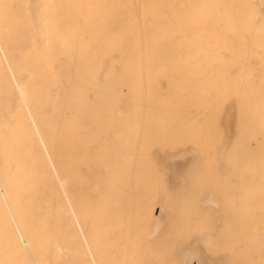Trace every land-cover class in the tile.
<instances>
[{"label":"bare ground","instance_id":"obj_1","mask_svg":"<svg viewBox=\"0 0 264 264\" xmlns=\"http://www.w3.org/2000/svg\"><path fill=\"white\" fill-rule=\"evenodd\" d=\"M81 66L89 67L84 69V72L87 74L85 73L83 74L82 71H80V73H82L81 77L83 79L81 80L86 81L88 79L89 82L88 85L92 87L90 88L92 90V96L97 100V101L94 100L95 105L93 104V106L95 107L94 110H91L92 113H94L93 119H95L96 122H94L95 120H92L93 114H91L90 111L88 113L90 114L91 118L88 115L89 117V118L87 117L88 123L94 122L95 126H97L96 127L97 130L100 129L104 130L103 127H105L106 131H103L102 136L104 134H106L105 136L109 135L106 139V141L108 140V143L113 141L115 139L114 138L115 136L111 133L112 131H110V129L107 130L108 129L107 127L109 125L111 126L114 117H111L112 115H108V117L110 118L109 122L111 123L109 124V122H105L109 118L107 117L106 119L105 117V114L107 112L104 115H102L104 113L103 110L104 111L107 110V109L102 110V108H107L108 105L106 103H104L103 105L101 101L104 100L105 102L109 99L110 100L115 99L116 101L122 100V102L116 103L115 107L113 105L111 106L113 108V111H116V109H118V115L120 111L121 112L123 111L121 116L123 115L124 118L122 120L120 119V116L119 118L116 117L118 116L116 114L117 112L114 113L116 114L115 118L119 119L118 120L119 122L117 121V123L123 122L124 126H121L122 127L121 128L120 125H118V127L116 128L114 126H117V123H114V126L113 124L111 126L114 129H112L111 127L110 128L114 131L113 133L117 132L116 134H118V128H121L119 129L120 131L119 135L121 134V131L124 129L127 136L131 138L134 137L138 138V142L136 143H134V141L132 142L135 145L126 141L127 145L129 143V145L131 144V146H134V148L135 146H138L136 147L138 148L137 149L138 152L131 151V154L127 153L128 155H131V159L134 158L133 160H135L136 158H138L137 155H139L140 157L143 155L139 153V145H140V149L146 147L148 148V149L146 148V150L147 151L149 150L148 152L152 153V157L154 158V159L152 158L153 160L160 159V161L164 163V164L162 163V165H168V167L170 166L173 170L172 172H170V174L172 173L171 179L173 182L172 181L171 182L173 184L172 183L171 184L173 187L178 188L184 185L187 179L193 176V175L191 176L190 174H194L196 178L193 176L192 178H190L191 180H188L186 182L187 184L193 181L192 179H194L195 180L193 181L194 183L192 182L191 183L196 186L198 185V187H196L195 189L198 190L199 188H203V186L207 187L208 185H205L206 183H203L202 181H205L208 184V181L206 180L208 176H210L212 169H213L212 172L214 174L216 173L215 175H217V178L213 179L215 180V183L213 182L212 179L210 180L212 182V183L210 182L212 184V185L210 184L211 189L216 187L217 185L216 183L218 181H221L222 183V178L218 179L219 177L218 174L223 175L224 173H231L232 172L231 169H233L232 167L233 162L231 163V166H229L230 161L228 158H231L232 156L224 160L225 162L220 160L226 156V153L229 156L235 154L234 150L236 151L238 147L236 146L237 143L235 144L236 149H234L235 147L232 149L230 148L233 151V154L228 153L227 150L229 147L233 146V143L237 140V137L245 132L244 128L246 126L248 127V124H250L248 123V120H250L251 126L249 125L250 127L248 128L246 127L247 129L246 131L252 132V134L250 133L251 138L249 140H252L250 142H255L257 145H259L264 141V0H0V264H64L66 263L65 260L68 259L66 257H69L70 254L69 249L72 251L71 248H73V250L77 248L76 250H74V252H76L77 258L81 260L82 263L84 262V260L86 261L87 259V261L89 260L90 264H102L101 261L104 259L105 261L104 264H107L106 259L108 257L109 259H107V261L109 264L111 260L113 261V259H111L110 257H114L113 253L116 254L114 251L111 252L110 248L113 245L110 246V248L108 245V248L112 253L110 254L112 256L109 255L110 256L109 257L107 254L104 253L107 251L105 250V247L107 248L108 242L106 239L108 237L104 239L106 241L105 243L104 240L101 241L103 242L102 243L103 246L105 245L104 249H101L100 251L95 249L96 252H94L95 245L96 247L99 246V244L95 242H98V240H100V237L98 233V237L94 239L95 237L94 234L97 235V231L96 228L94 229L93 227H95V225L99 223V221L96 224H93V221L96 222L97 220H100L102 217H106L105 218L106 220L104 218H103L104 220L102 219L101 220L103 222L106 221V224L105 223L104 224L106 225L107 229L106 228L104 229L103 227H105V225L103 226L102 223L100 222V226H102L103 228L101 230L103 231V235H104L105 234L104 230H106L107 232V230L110 229V227L112 226L109 225L111 224L110 222L111 220H109V224L107 223V218H108L107 216L109 217L111 216L108 219H111L113 215L115 216L114 213L115 209H111L114 211L112 212V214L113 213L114 214L111 215L109 213L111 212L110 209L105 210V207H103L101 203L103 202V199L101 201L99 200L101 199L100 196L101 192L99 194L96 193V191L99 189L98 187L99 182L96 183V185L94 182L96 178L98 180H101L98 177L100 175L102 176L103 171H100L101 173L98 172V174L100 175H97V172H94V174L96 173L95 176L96 178L92 177V179H94L93 182L91 178H89L90 180L88 181H91L90 183H94L93 187L92 184L90 185L89 182L87 181L88 179V176H86L87 172L84 173L81 171L82 174H85V176H82V174L80 173L81 177H78L79 174H77V171L78 173L80 171L79 168L83 167L82 170L85 169L84 165H86L85 164L86 162L84 163L85 158L83 159L82 157L84 156L86 157L87 155L85 151L82 152L85 153V155H83L81 152H80L81 154L79 152L77 153L78 151L77 147L79 146L80 143L77 144L76 142L80 140L79 138H81L80 136L83 134L84 131L81 130L82 132H78L81 134H78L77 132H75L76 130L73 127L74 121H77L75 120L76 112L73 110L74 108L73 100L75 99L76 95L80 93L77 88L76 78L79 73L78 70ZM87 69H89L88 72H86ZM216 77L218 78V82L221 81L220 85L217 83V81H214L216 80ZM162 82L164 83V85L167 86L165 88L166 90L161 88ZM213 83L214 85L218 84L219 86L217 85L218 87H215ZM235 83L239 84L238 86L241 85L239 89L238 87H236L237 84L236 86L234 85ZM232 85H234L237 90H235L234 86ZM242 85L244 86V89L241 88L243 87ZM81 86L82 85L80 82V87ZM230 86L233 87L234 90L229 88ZM246 86L247 89L245 90ZM168 90H170L169 92L170 95L168 94V97L166 96V101L163 104L161 98L163 97L164 98L163 100H165L164 97L165 91ZM244 93L246 95H243ZM169 98L174 99V101H176L177 98L179 100V103L184 102L181 103L182 105H186V103H188L186 101L191 100V103H193L192 104L193 108L191 106L190 107L191 109L196 110L195 112L196 114H198V112L201 113V110L199 111V108L201 109V106L204 108L208 103L209 104L204 109L202 108L203 111H205L206 108L207 109L210 108V110H213L215 108L216 109L220 108V111L223 113V121L221 123L224 124L222 128L225 130V137L221 139V142L219 141V139L216 140L215 137L216 135L215 136L213 135L215 132L212 130V132L214 133H211V135L215 139V141L213 139L212 141L213 143H212L210 141L211 137L208 136L210 134L208 133L207 136L205 134L207 129L204 130L205 132H203V129L202 130L200 129L199 131L198 128L197 130V124L199 123L198 120L203 121L205 123L206 121L211 122V120L209 119L212 118L211 116L214 110L213 112L212 111L209 112L207 110L208 113H206V115H203L205 114V112L203 113L202 111L203 114L201 115L199 114L200 116L197 118H196L197 115L195 117L193 116V114H195L193 112L192 114V117L194 118L193 119L191 116L188 115L192 110L190 109L189 112V110L186 109L184 111L188 110V114L187 115L183 114V115L192 118V119L186 118L189 121L191 120L190 122L189 121L187 122L186 119H181L184 118V116L180 117L182 115L179 116V113H177L179 112L178 110L182 108V107L179 108L180 104L176 102L177 105L175 104L176 106H173L172 104L175 102H173V100H170ZM192 100L194 101L192 102ZM116 101H113L112 104H114V102ZM201 102L203 103L201 104ZM121 103L124 105V108L123 106L121 107L122 105ZM166 103H170L171 105L169 104L170 105L169 106ZM198 103H200L201 106ZM204 103L207 104L204 105ZM116 105L119 107H117ZM164 105L166 106V108L168 106L169 109L172 108V111L171 109L169 110L168 108H167L168 110H166V108H164L165 107ZM161 106L163 107V110H165L164 111L165 113L171 111L170 114L168 115L166 114L167 117H169L168 119L165 117L166 115L164 112L161 113L163 111L162 109H161L162 111H157ZM173 107L175 108L178 107V108L176 110ZM121 108H123V110H121ZM84 110L85 109H83V111ZM175 110L177 111L176 112L177 114L176 113L175 114L178 115L179 117V118L175 117L176 119H178L177 122L176 119L173 118V116H171L174 115L173 111L175 112ZM184 111L182 110L180 114L184 113ZM79 113H81V111ZM245 114L249 115L250 119H248L247 115L245 117ZM81 116L82 115L78 117L79 118L84 117ZM158 116L163 120H165V118L169 120L170 117H172L171 120H174L176 123H179L178 121H181L180 124L182 126L191 125L190 127L192 129L190 130V127L187 126H183V128L184 127H186V129L188 128L187 130L183 128L181 129L179 124L178 125L179 131H177V129L174 131V129L177 128V124L174 121H169L170 123H167V120H165V122L167 123L165 124L166 127L170 124H171L170 126L172 127L173 122L176 124V127H174L175 126L174 124L172 127L173 129H171L172 131L170 130V132H172L173 133L172 135L174 136L171 135V137L169 136V138L173 139L174 140L173 142V140H170L167 137V135L171 134L168 132L169 128L167 127L168 130H166L167 128L164 127L165 125L161 126L163 120H161L162 122H160V119L158 121L159 118ZM208 116H210V118ZM240 117L241 118L244 117L248 119L246 121L247 125L244 124L245 126H242L243 122L246 119H244V121L242 120L239 121ZM97 118L98 120L100 118L101 120L99 121H101L102 123L105 122V124L102 123L99 124ZM195 118L198 119L197 120L198 123L197 124L191 123L192 120H194L193 122H196ZM89 119H91L92 121L90 122ZM80 120H83V122H81L83 124L84 119H79V122ZM182 120L186 122H182ZM158 122L160 123L158 124ZM232 122H234L235 126L232 124ZM240 122H242L241 123L242 125L240 124ZM96 123H98L99 125L98 124L96 125ZM154 124H156V127L157 124L158 125L161 124L160 125L161 127L160 126L159 127L164 128V130L163 128L162 129L159 128L161 134L158 135L161 138H159V136L156 135L157 133L154 134V131L157 129L154 128L155 126L153 127ZM208 124L206 125L209 127ZM229 124H232V128H230L231 125L229 126ZM238 124H239V128L242 126L241 129L239 128L237 129ZM194 125L196 126V128L195 127L194 128L198 132L202 131V134L204 133V136H201L203 137L202 138L203 142L201 143L199 142L201 139L199 136L202 134L199 133L198 135V138H200L199 141L198 138L195 137L197 135L195 132L192 133V135L195 134L194 136H191L189 134L192 131H196L195 129H193ZM200 125L201 123L198 124V127H200ZM79 126L78 129H80ZM90 126H92V123L90 124ZM203 126L204 127L202 128H205V125ZM81 128H83V126ZM91 128H89L90 129L89 131L91 133V136L93 135L92 137H94L96 133L102 132L101 130L97 132L95 131L96 129L93 130L95 128L94 126ZM151 128L153 129L152 131L153 134L151 132ZM251 128L252 130H250ZM159 129H157L158 133H159ZM210 129L211 128L209 127V132L211 131ZM229 129L230 130L232 129L233 133H230L231 131H229ZM184 130H186L187 132L190 130L191 132L189 131L186 134L184 133ZM162 131L164 132L166 131L169 134L167 133L166 135L165 133L164 136H162ZM238 131L240 132L242 131L243 133L239 132L240 133L239 134ZM108 132L111 133V136L112 135L113 136L111 137ZM180 132H182V134H180ZM90 133L89 135L87 134L88 135L87 137H91ZM133 133L138 135L132 137ZM175 133L181 137L179 136H178L179 138L176 137L177 135ZM78 135L80 136L78 137ZM98 135L100 136L101 134ZM119 135L118 137L123 141L122 136L124 134H121L122 138ZM183 135H188V136L190 135L191 138L189 137L187 139L186 137L188 136L183 137ZM75 137L76 139L77 138L78 139L76 140ZM103 137H101V139ZM162 137H165V139L168 140L167 143L170 140L169 143H171L170 144L171 146L172 145L174 146V143H176V145L178 143L179 146L185 144L180 146V147L183 146L185 147H183L182 150L179 149L180 147L177 148L178 150H180L177 153L166 155L167 151H165L166 153H164V150L166 148H162L163 151H160L162 150L160 149L161 146L157 147L156 145L158 144L159 146L160 144L161 145L165 144L164 146L165 147L167 146V143L165 142L166 140L164 141ZM172 137H176V138L174 139ZM192 137H195L198 142H196V139ZM101 139L100 140L98 138L95 139L96 145L99 147H100L99 143L102 144ZM120 139L119 141H116L117 143L119 142V144H121ZM159 139H162L164 142H162V140ZM240 139L242 140V136ZM158 141H160V144ZM83 142H85V139L83 140ZM189 142L190 143L193 142V144L191 143L193 146L191 144H190L191 146H189L188 144ZM72 144L74 145L77 144V145L74 146ZM111 144L113 143L111 142ZM186 144H188V146ZM80 145L81 146L79 148L81 149L82 144ZM71 146L75 148V150L77 149V151L71 148ZM105 146L108 147L109 145L106 143ZM116 146L118 145L116 144ZM262 146L264 145H261V148ZM83 147L85 148V146ZM107 147H105V149ZM110 147L108 148L111 149ZM129 147L130 146H128L129 151L130 149L134 150V148L132 147L129 148ZM259 147L260 146L256 147V149H258ZM64 148H67L68 151H66ZM88 148L93 152V149L90 146L87 147V149ZM154 148L156 149L158 148L160 150H156ZM169 148L167 149L168 152L171 151V150L169 151ZM261 148L258 149L260 150V153L264 151V149L263 151H261ZM57 149L58 151H56ZM177 149L175 147V150ZM61 150L63 152L65 151V153L62 152V155H59L61 153ZM73 150L74 153L78 154L77 156L75 154L76 157L74 156V154H72ZM143 150L144 152H146L145 149ZM143 150H141V152ZM231 150H229V152ZM251 150L253 151L252 147ZM106 152L108 153V149ZM132 152H134L133 153L134 155L136 153L139 154H136L135 155L136 158H135L134 155H132ZM253 153H252L253 156L255 155V157L257 156V158L260 156V153L255 154L254 151ZM144 154H147V152ZM72 155L74 158H72ZM81 155H83L81 158L84 161L82 159L81 160L83 161L82 164L84 163V165H80L81 167L77 168V166H79L78 164L80 163L78 156L80 158ZM262 155L263 154H261V156ZM65 158H69L66 159L68 160V162L66 160L65 161L62 160ZM71 158L72 159L77 158L78 161L76 159L71 160ZM92 158L95 159L96 157L92 156ZM92 158L90 157V164L95 162V166L96 163H98L97 166L99 167L100 165L99 163H101V161L97 160L96 162L93 160L94 162H91ZM251 158L253 159V157ZM263 160L261 159V161ZM216 161H220V162L218 163ZM227 161L229 163L228 165H226ZM250 161H252L253 163V160ZM263 162L261 164L262 166H264ZM223 163H226L224 164L225 166L222 165ZM88 165L85 166L86 169L90 168ZM126 166L128 167V165ZM214 166L216 167L218 166L217 169H214L216 168ZM227 167L231 172L228 171ZM251 168L252 166H250V169ZM100 169L101 168L97 170ZM246 169L247 168L244 169V172L247 173V176L244 173L243 174L245 176L244 178L246 177L248 178L249 175L248 174L249 170ZM258 169H257L258 170L257 173L260 171V168ZM214 170L216 171L214 172ZM87 171L88 173L90 172L89 170ZM250 174L252 175L253 173ZM258 174H257L258 177L261 176L260 174L259 175ZM261 174H263L264 177V172ZM213 175L211 176L212 178L215 176ZM251 175H249V180L252 179L253 177V176L251 177ZM186 176L188 178H186ZM84 178L87 181L86 183L84 182L85 181ZM256 178L257 177H255L254 175V179ZM254 179L250 180V183L253 185H255L254 183H252ZM80 180H83L84 183ZM213 183L214 185L216 184L215 187ZM86 184L91 186L94 193L97 194L96 197L100 196L99 199L97 198L100 201V204H98L99 202L98 203L96 202V205L97 204H98L97 206L102 205V207L104 208L102 209V211L100 210L101 209L100 207L93 205L95 203L93 201L94 197L92 200H90L91 201L90 203L92 204L88 203V201L87 203L89 205L86 204L85 199L89 198L90 196L88 197L84 196V192L88 191L87 194H89L90 192L93 193L92 190L89 191L86 189L89 188V186L85 187ZM103 184L104 183L99 184L100 187L102 186L101 189L103 188V186L105 187V184L104 185ZM95 186H97L98 188ZM210 187L208 186L207 188L208 191L201 189L200 192L198 191V193L196 194L197 196L195 195L196 198L200 199V203H201V205H199L200 207H202L203 205V209H204L205 206H210L208 207L209 212L206 211L208 210L206 208H205L206 210H202V209H198V211L193 210L196 213L188 209L186 210L187 213H183L182 216L180 214L179 218L177 217V221H179L178 219H180V217H183L184 215H186L189 219L191 217L190 216L191 213L192 215L195 214L193 215V218L191 217V223H192L195 216V221H193L192 223L194 224V226L190 223V219L189 220L186 219V216L180 219V220L186 219L184 221H187L188 224L190 223L187 229H183V227L179 224V222L178 224L174 223L176 222L175 220L176 218L173 217L174 216L173 214H171L172 216L169 215L167 217L168 213H174V211L171 208V204H169L170 202L169 201L166 202V199H164L161 196V194H159L161 196V197L159 196L160 198L157 197L153 200V202H151L153 204L147 202V200L149 201V199H146V202L145 200H141V204L137 207L138 208L137 213L133 212L132 216L134 213H136L138 217L137 222H139L138 224L141 223L143 225L142 227H145V225H147V229H149V226H151L152 229L149 232V230H146L145 227L143 233L145 231H148V233H145V235L142 236V233L141 234L139 233V230L141 231L142 227L141 228L138 227V233L140 235H138L137 233V236L139 237V239L138 237H135L133 234L130 235V237L133 236V238L131 237L130 239V237L128 238L126 233L125 235L127 236V239L123 238L124 236L120 238L124 240L117 239L116 241L115 239L112 240V238H110L112 240V241L110 240L111 241L110 243L113 244H114L113 241H115V243L119 241L120 244H123L121 243L123 241L126 242L125 248H123L122 245V247L119 248L118 250L119 252L121 249L120 251L121 257L122 254L125 255H123L122 258L120 257L119 254L115 256L121 258L119 259V261H117L118 262L117 264H146L148 260L147 256L153 253L151 252L153 249V245H151V243L155 244L153 242L155 238L157 239L161 233H162L161 234L162 237L164 236V234L171 235L175 232V230L178 231V233H180V229H179L180 226H181L180 228L186 231L182 233V229H181L180 235L182 234L184 238L187 237L186 234L184 233H187V231L191 232L189 229H192L194 230L193 236L189 237L190 235L189 234L186 239L189 238V240L192 241L190 239L192 238L196 242L199 241L197 242V244L204 243L205 245L207 242L205 247L208 246L209 248V246H211L214 241L212 239H217L219 237V239H217L218 241L217 242L214 241V242L217 243L218 248H223V245H225L226 243L221 244L219 243V241L221 240L225 241L229 231L230 234L232 233V235H235L233 234V232H231L232 229L231 225L233 224L232 222H230V220L228 219V215L226 214V211L228 210L225 209L223 210L220 206V204L224 202L222 198L224 197L223 192L225 194V190L222 192L218 191L221 190V188L218 189V185H217L214 191L216 189L217 190L215 192L210 193L209 191ZM79 188L86 189V190H82L84 191L83 195L80 193L82 191ZM94 188H97L95 189L96 191L94 190ZM176 190L178 189H175V191ZM197 190L195 191L197 192ZM202 191L203 193H201ZM216 192L217 194L218 192H220L219 195L222 194L223 197L216 195L215 194ZM254 193L252 192L251 194ZM80 194L82 195V197L81 196L79 197ZM87 194L85 193V195ZM155 194L153 197L156 196ZM192 194L194 193L192 192ZM101 195H104V193H102ZM219 197L221 198L220 200ZM257 198L259 199L258 196ZM257 198L255 197V199ZM162 200L165 201V203ZM263 201L264 200H262L260 203H262ZM216 204H218L220 208ZM86 205H88L87 208ZM114 205L112 206L109 204V206L115 208ZM214 205L219 208L217 209L218 211H223V212L219 213L217 212V210L213 211V208L215 209ZM92 206L93 207L96 206L97 209L100 208L98 210L99 211L98 213H101V215H104L103 211L105 212V214H107L106 213L107 211L109 215L100 216V214H96L94 210L92 211L93 215L91 214L89 215L88 211L93 208ZM258 207H261V209L259 208L260 210L258 209V211H261L262 208H264L262 207V205ZM85 208L88 209L86 210V212H85ZM137 208L135 207V209ZM250 208H253V206H251ZM97 209L95 210L97 211ZM254 209L255 211H257V208ZM254 209L252 210L253 213L255 212ZM205 211H206L205 214H207L206 217L205 215L200 214ZM262 211L264 212V209ZM83 212L85 213L82 214ZM119 212L120 211H116L118 215ZM197 212H199L200 214L198 218L204 216L205 217L204 219L207 223L208 220L206 219L212 218L210 217V215L212 216L213 214L211 212L217 214L218 217L220 214L221 216L220 218H222V216L225 217L227 215V218L225 217L227 219V220L225 219V222H227L228 225L229 224L231 225L225 226L226 225L225 222L223 221L224 223L222 224L221 223L222 220H220L219 223L222 224L221 225L222 230L220 229L221 231H219V228L216 227V226L220 227L219 226L220 224L216 222L218 218H213L210 220L213 222L215 221L214 230H211L212 226L209 227V225H207L205 221L204 223L207 225L208 228H204L203 226L206 225L202 226L201 223L197 222L198 221L196 216L198 215ZM253 213L252 214L249 213V215L251 214V216L249 217H253L255 215ZM97 215L99 216L98 218ZM90 216L91 217L93 216L92 219L94 220H92ZM120 216L121 215H119V218L114 219L113 227L114 226L116 227L117 224L119 227L120 225L119 223H121ZM255 218H256L255 220L257 221L258 219L257 222H260V225H262L264 222V213L263 215L261 214V216L259 215L258 217ZM117 219H118L117 222L119 223L116 222L117 224H115V220ZM129 220H131V218ZM169 220L171 221L170 223ZM184 221H181L182 224H187L184 223ZM133 222L136 221L134 220ZM127 223L129 225V222ZM168 223H169V227H168ZM198 223L200 225H198ZM245 223H246L245 227L248 228L249 230V227L251 226V224L249 225V223L251 222L249 221ZM112 224H113V220H112ZM173 224L174 226H172ZM211 224L213 225L212 222ZM176 225H179V227ZM242 225L243 224H241V226ZM247 225L249 227H247ZM90 226L91 227L93 226L92 230L90 229L91 228ZM133 226H136V224ZM170 226L172 227L171 228L172 230L170 229ZM235 226L233 227L234 229L233 231H236V229H238V227L235 228ZM255 227H258V225L256 224ZM184 228H186V225H184ZM243 228H241V230ZM162 229L164 231L167 229L168 232L170 231L172 232L171 234L164 233L163 231H161ZM205 229L206 230L209 229V232L208 230L205 231ZM251 229L252 227H250L249 231H252V235L255 234L257 235L255 236V238L257 237L256 238L257 241H253V242L249 241V238L250 240L252 239L251 237L252 235L250 236V233H248L249 235L246 236V237L250 236L246 238L247 240L242 239L245 236V234L243 233V237L240 234H238L239 232H243L240 229H239L240 231L238 230V233L236 231V235L234 236V238L232 237V240H230L231 239L230 237L232 235L227 236L229 238V239L227 238V240L229 241L227 242L228 246L229 243H231L230 246L233 245V250L229 253L232 254L234 248L236 250L237 249L236 247H239L240 243L244 245L246 243L245 241H247V244L249 242H251L250 244L252 243L254 244V242L260 241V243L262 244L261 241L264 240V227L259 228V230L256 233H253V229L252 230ZM90 230L92 231V234L91 232H89ZM93 230H95L94 231L95 233L93 232ZM120 230L121 229H119V232H121ZM133 230L134 227L132 231ZM244 231H246L247 233V230ZM108 232L106 233V235L108 234ZM113 232L114 231H112V233ZM116 232H118V230H116L114 233ZM134 232L136 234L137 231ZM159 232L160 234L157 235ZM216 233L217 235L220 236L215 238L214 234L216 235ZM117 234L118 233H116L115 235ZM90 235H93L94 237ZM106 235L104 237H106ZM109 235L110 234H108V236ZM178 235L176 237L178 238V241H180ZM182 235L180 236L181 239L183 238ZM140 236L142 237L143 241H139L141 239ZM223 236L224 238L220 239V237ZM164 237L163 238L159 237L162 239V241H160L159 244H161V242L163 243ZM176 237L175 239H177ZM207 237H208V241L212 242L211 245L210 243H208V241H205L207 240ZM209 237L210 238L214 237V238L209 239ZM134 238H135V242H133ZM235 238L236 239L241 238L240 239L241 241L239 240V242H237L238 239L235 240ZM128 239L129 241L131 240V242L128 243ZM145 239L147 243H149V241L150 242L152 241L151 243L148 244L150 246L142 243V242L146 243ZM137 240L139 241V245H137L138 244ZM173 240L174 239L172 240L170 239L168 242L165 241L167 242L166 245L169 246L167 247L170 250L166 249L167 247H165L166 245H164L165 242L162 244V246H164L167 251H171L170 246L172 245L170 244L174 242ZM233 240L237 242L239 246H236V243H233L234 242ZM66 241H69L70 244ZM170 241L172 242L169 243ZM182 241H180V243L177 245L181 247L182 246L181 244H183L184 242ZM155 242H156V246L154 247H157V245L159 244L157 241ZM188 242L189 241L187 240L186 242H184L182 246L183 248L181 247L182 249L180 247L179 249L178 246L175 245L180 253L175 252L174 250L175 246H172V251L174 250L173 252L174 256L176 253V256L179 257V258L177 257L179 263L175 262V264H238V263L240 264L241 262L240 260H242L239 259L240 261L239 262L238 260L235 259L237 258L236 256L235 258L233 257L231 258L230 256L233 255L231 254L229 255V253L228 254L226 253V255L222 257L221 256V252H223L221 251L222 249L220 250L221 252L219 251L218 253L217 249L209 248L211 250L213 249V251H210L209 253L210 256L214 255L215 252L216 254H218V256L219 255L221 256L220 259L212 258L213 260L211 261L204 256V252H206V248L205 249L203 248L204 246L200 247L201 244L199 246L198 245L196 246L194 244L195 242L192 244L193 246L192 245L188 246L189 245L187 244ZM260 243L259 242L258 244L256 243L257 245L254 247L258 248L259 246H262ZM77 244L79 245V249L77 247L78 246ZM220 244L222 245V247L219 246ZM184 245L188 246L189 248L184 247ZM74 246L76 247L74 248ZM103 246L101 248H103ZM130 246L131 248L129 249ZM132 246L137 248L139 246L140 251L137 248L132 249ZM149 247L151 250V251L149 250L150 252L148 251ZM251 247L249 248L247 247L248 248L247 251L250 249L251 251L250 250L249 251L252 252L253 249H251ZM263 247L260 248L261 250L259 251H262V249H264ZM143 248L146 249L144 250ZM158 248L155 249L156 252H158L157 251ZM200 248H202L204 251ZM208 248H207V253L209 252ZM228 248L229 247H227V249ZM240 248H242V246L239 247L237 251L238 250L241 251ZM114 249H116L117 251V248H113V250ZM124 249L125 250L127 249L126 253ZM159 249L161 250V248ZM227 249H223V250H225L226 252ZM155 250L153 249L154 254L156 253ZM166 250L161 252L164 255L166 252L167 255L169 252H167ZM97 251L99 252V254L102 252V254L105 255V256L100 255L103 258L101 261L99 260L100 257L97 258L96 257L97 255H95L96 253L98 254ZM139 252L143 254V256ZM144 252H145V256H144ZM212 252H214V254ZM60 253H62L61 257L64 255V253L65 254L69 253V254L68 256L67 254L64 255L63 257L66 256L65 259L61 260L59 256ZM173 253L170 254L172 259H173L172 257ZM163 254L162 256L164 257ZM246 254L247 255L249 254V256L254 255V251L252 254L247 252ZM256 254L259 255L258 253H255V255ZM153 255L149 256L148 262L151 261L150 259H152L150 257H154ZM155 255H157V253ZM240 255H242L241 252ZM243 256H245V254ZM249 256L247 257L249 258ZM157 257L154 258L153 262L156 264L158 262L161 263L159 259L160 257L158 259ZM263 258L264 257L261 258L260 256L258 258L259 260H262V262L260 261L261 264H263V260H264ZM59 259L61 261H59ZM166 259H168V257ZM253 259L255 260L254 256L252 257V261ZM87 261L84 263L88 264ZM166 261H170V260H166ZM175 261H177L176 257H175ZM113 262L116 263L115 261ZM244 262L246 264L251 263V261L249 263V260H247V258L246 259L243 258L241 264H245ZM173 263L174 262L172 263L169 262V264H173ZM252 263L258 264L259 261L257 262L256 259V263L255 261H253ZM163 264H165V262Z\"/></svg>","mask_w":264,"mask_h":264},{"label":"rangeland","instance_id":"obj_2","mask_svg":"<svg viewBox=\"0 0 264 264\" xmlns=\"http://www.w3.org/2000/svg\"><path fill=\"white\" fill-rule=\"evenodd\" d=\"M85 68H89V67H80L79 68V70H78V75H77V78H76V84H77V88H78V90H79V92L80 93H78L77 95H76V97H75V99L73 100L74 101V108H73V110L76 112L75 113V120H77V121H74V129L76 130L75 132H82V131H84L85 132V134H84V132H83V134L80 136V135H78V137L80 136L81 138H84L85 139V142H83V140L84 139H81V138H79L80 140H78V142H76L77 144L78 143H80V144H82V147H81V149L79 148L81 145L79 144V146L77 147L78 148V151H77V149L75 150V148H73L72 146H71V148H73L75 151H77V153L79 152H84L85 151V153H87V155H86V157L84 156V157H82L83 155H85V153H82L83 155H81L80 156V158H79V156H78V159H79V164H78V162H77V164L79 165V166H77V168H79V167H81L80 165H84V163L86 164V165H88L90 168H88V169H86V165H84V168L85 169H83L82 170V168H79V173H78V171H77V174H79L78 175V177H81L80 176V173L82 174V172H87V175L86 176H88V179H87V181L88 180H90L89 178H91V180H92V182L94 181V179H92V177H95L96 176V173L94 174V172H97V175H100V174H98V172H100V171H103V173H102V176L100 175L98 178H100L101 180H102V182H101V180H98L96 177V180H95V185H96V183H98V187H99V189L96 191L95 189H97L98 187L97 186H95V187H97V188H94V190L96 191V193L97 194H99L100 192V196H101V199H99L100 198V196L99 197H96L97 196V194L96 193H94V191H93V189L91 188V184H92V187H93V185H94V183H90L91 181H88L89 182V184L90 185H88V184H86L85 185V187H88L89 186V188H86L87 190H92L93 191V193H89V194H87V192L88 191H86V192H84V191H82V190H86V189H81V188H79V189H81V191L82 192H80L82 195H83V192H84V196H86V197H88V196H90L89 198H87V199H85V201H86V204H88V203H90L91 201L90 200H92L93 199V197H94V199H93V201L95 202L93 205H96V202L98 203V204H100V201L103 199V202H101L102 203V205H103V207H105V210L106 209H110V211L111 212H109L111 215H113L114 213H115V216L113 215L112 216V218L111 219H108V218H110L109 216H107V215H109L108 214V212L106 211V213L107 214H105V212L103 211V214L105 215V216H107L108 218H107V223L109 224V220H111L110 222H111V224H109L111 227H110V229H108L109 230V232H108V230H107V232H108V234H110L109 236H108V234L106 235V230H104V232H105V234L103 235V231L101 230V229H105L106 228V221L105 222H103L102 220H104L106 217H102L100 220H97L96 221V219H95V221L96 222H94L93 221V224H96L98 221H99V223H97L96 225H95V227H93L94 229L96 228V231H97V235L96 234H94L95 232V230H93V234L95 235V237L93 236V235H90V236H93L94 237V239L96 238V237H98V233H99V237H100V240H98V242H95V243H98L99 244V246H97L98 247V249H97V247H96V245H95V243H94V245H95V247H94V250L96 249V250H101V249H104V247H105V245L103 246V242H101V241H103L105 238H109V241H108V238L106 239L107 240V248L105 247V250H107L106 252H104L105 254H107L108 256L110 255V256H112L111 254V252H115L116 254H114L113 253V255H114V257H110L111 259H113V261H115L116 263H114L111 259V261L109 262V264H117L118 262L117 261H119V259H121L122 257H123V255H125V254H122V257H121V249H120V253L118 252V250H119V248H121L122 247V245H123V248H125V243L126 242H121V243H123V244H120V242L118 241V242H116L115 243V241H113L114 242V244L113 243H110L113 239H115L116 241H117V239H120V238H122V236H124L123 238H125V239H127V236H128V238L130 237V235H134L135 237H138L137 236V233H138V227L139 228H141L143 225L140 223V224H138L139 222H137L138 221V217H137V215H136V213H137V211H138V206L141 204V200H145V202H146V199H149V201L147 200V202L148 203H151V202H153V200L155 199V198H160L161 196L164 198V199H166V202L167 201H169L168 203L169 204H171V208H172V210L174 211V213H168V215H167V217L169 216V215H171V214H173L174 216L173 217H175L174 219L176 220V222H174L175 224L177 223L178 224V222H179V224L183 227V229H187L188 228V226L190 225V223H191V217L193 218V215H195V214H193L192 215V213L190 214V223L188 224L187 223V221H184V220H189L188 219V217L186 216V215H184V216H186V219H183V220H180V219H182V218H184V216L183 217H180V219H178L179 221H177V217L179 218V215L181 214V216H182V214L183 213H187V211L186 210H196V211H198V209H202V210H206V209H208V207H210V206H205V208L203 209V205H202V207H200L199 205H201V203H200V199H198V198H196L195 197V195L198 193V191L200 192V190L201 189H204V190H207V188H208V186L210 187V184L212 183L210 180L212 179H215V178H217V175H215L212 171H213V169H212V171H211V173H210V176H208V178H207V180L206 181H208V184H207V182H205V181H202L203 183H206L205 185H208L207 187L206 186H203V188H199L198 190L197 189H195L196 187H198V185L196 186V185H194V184H192V183H194L193 181H195L194 179H192L193 181H191L190 183H186L188 180H191L190 178H192L193 176H194V174H190L192 177H190L189 179H187V181L185 182V184L184 185H182L181 187H178V188H176V187H173L172 186V173L170 174V172H172L173 170H172V168L170 167H168V165H162V161H160V159H156V160H153L154 158L152 157V153H149L147 150H146V148H143V149H145V151L147 152V154H144V153H146V152H144V150L143 149H140V143L138 144L139 145V153L140 154H143L141 157L139 156V155H137L138 156V158H141V159H138V158H136V154H139V153H136L135 155L133 154L134 152H132V155H134V157L136 158L135 160H133V159H131V155H128L127 153H129V154H131V151H137L138 152V148H136V147H138V146H135V148H134V146H131V144H133V145H135L134 143H136V142H138V138H136V137H134V138H131V137H129V136H127L126 135V132L124 131V129L122 130L123 131V133H122V131H121V134H124L122 137H121V134L119 135V133H120V131H119V129H121L122 127L121 126H124V123L123 122H121V123H117V121L119 120V119H116L115 118V116H116V114L118 115V109H116V111H113V108H112V106L111 105H113L114 107H115V104L116 103H118V102H122V100H120V101H116L114 98V100H107V101H105L104 102V100H102L101 101V103L104 105V103H106L107 105H108V107L107 108H102V110L103 109H107L106 111H104L103 110V114L102 115H104L106 112V114H105V117H106V119H107V117H108V115H112L111 117H114V120H113V122H112V124H113V126H114V123H117V126H114V127H118V125H120V127L121 128H118V134H116L117 132H115V133H113L114 131L112 130V129H114L113 127H111L112 126V124H111V126L109 125H107L108 127V129L107 130H109L110 129V131H112L111 133L115 136L114 138L116 139H114L113 141H111L113 144H111V142H109L108 143V140L106 141V139H107V137L109 136L108 135V133L110 132H108L107 133V135L108 136H105L106 134H104L103 136L105 137H103L102 136V134H103V131H106L105 130V127H103L104 128V130L102 129H100L102 132H98V133H96L95 134V136L94 137H92L91 136V133H90V129L89 128H91V127H95L93 130H95L96 132L97 131H100V130H97V126H95V123L94 122H96V120L95 119H93L94 118V113H92V111L91 110H94V107L95 106H93V104L95 105V103H94V100H96L93 96H92V90L90 89V88H92L91 86H89L88 84H89V82H88V79L86 80V81H82L83 79H82V73L84 74L85 72H84V69ZM88 70L89 69H87L86 70V72H88ZM80 71H82V73H80ZM85 74H87V73H85ZM81 77V78H80ZM82 79V80H81ZM220 79V78H219ZM214 81H217V83L220 85L221 83V81L220 82H218V78L216 77V80H214ZM80 82H81V87H80ZM87 84V85H86ZM166 84V83H165ZM217 84V85H218ZM236 84L237 83H235L234 85L236 86ZM90 85H92V84H90ZM163 85V86H162ZM162 85H161V88H163V89H165L167 86L166 85H164V83L162 82ZM213 85H214V83H213ZM216 84L214 85L215 87H218ZM234 85H232V86H234ZM239 84H237V86L236 87H238V89H239V87L241 86H238ZM235 86H234V88H235ZM243 86V85H242ZM81 88H84V89H81ZM229 88H231L232 90H234L233 89V87H229ZM242 89H244V86L243 87H241ZM81 89V90H80ZM247 89V86L245 87V90ZM166 90V89H165ZM235 90H237L236 88H235ZM90 93H89V92ZM167 92V93H166ZM170 90H168V91H165V100H163L164 98L162 97L161 99H162V102H163V104L165 103V101H166V96L168 97V94L170 95ZM235 92V91H234ZM247 93V92H246ZM87 95V96H86ZM241 95V94H240ZM243 95H246L245 93L243 94ZM81 97V98H80ZM83 98H85V99H83ZM160 99V100H161ZM170 99V98H169ZM170 100H173V102H175V103H173L172 105L173 106H176L177 104H176V102L178 103V104H180V106H179V108L180 107H182L181 109H179L178 111L179 112H177L176 110H177V108L178 107H173V108H175L176 110H175V112L173 111V113H174V115H171V116H173V118H175V117H178V115H176L177 113H179V116L180 115H182V116H180V117H183L184 115L183 114H188V110H189V112H190V109H191V107H192V104L193 103H191V100H189V101H186V102H190L189 104L188 103H186V105H182L181 103H184V102H181V103H179V100L176 98V101H174V99H170ZM97 101V100H96ZM95 101V102H96ZM113 101H116V102H114V104H112V102ZM182 101V100H181ZM184 101V100H183ZM194 100H192V102H193ZM109 102V103H108ZM111 102V103H110ZM161 102V101H160ZM167 102H168V100H167ZM170 102V101H169ZM198 102V101H197ZM208 102V101H207ZM79 103V104H78ZM123 103H124V101H123ZM171 103H172V101H171ZM203 102H201V104H202ZM122 104V103H121ZM120 104V105H121ZM166 104H170V103H166ZM176 104V105H175ZM195 104V103H194ZM199 105H200V103H198ZM205 104H207V103H204V105ZM209 104V103H208ZM207 104V105H208ZM83 105V106H82ZM96 105H97V103H96ZM119 105V104H118ZM167 105V106H168ZM171 105V104H170ZM169 105V106H170ZM182 105V106H181ZM188 105H189V107H188ZM206 105V106H207ZM117 106V105H116ZM123 106V108H124V105L122 104L121 105V107ZM165 106V105H164ZM168 106V107H169ZM183 106H184V108H183ZM191 106V107H190ZM201 106V105H200ZM205 106V107H206ZM80 107V108H79ZM112 108V109H110V108ZM117 107H119V106H117ZM116 107V108H117ZM167 107V108H168ZM172 107V106H171ZM187 107V108H186ZM199 107V106H198ZM204 107V108H205ZM93 108V109H92ZM109 108V109H108ZM123 108H121V110H123ZM164 108H166V106L164 107ZM166 108V110H168ZM193 108V107H192ZM195 108V107H194ZM202 106H201V109L199 108V111L201 110V113H199L198 112V114H196L195 112H196V110L195 109H191L192 111L188 114L189 116H191L192 117V114H193V112L195 113V114H193V116L195 117L196 115V118L197 117H199L201 114H203L204 112H205V114H203V115H206V113H208V111L210 112V111H212L213 112V110H214V112H213V114H212V118H210V116H208L210 119L209 120H211V122H209V124H208V122L206 121V123L205 122H203V121H200V120H198V119H196L195 118V121L196 122H193L194 120H192V122L191 123H194V124H197L198 122L199 123H201V125H200V127H198V124H197V130H198V128H199V131H200V129L202 130L203 129V132H205L204 130L205 129H207V131L205 132V134H206V136H207V134L209 133L210 135H211V133H214L213 135L216 137V140L217 139H219V141L221 142V139L222 138H224L225 137V130L222 128V126L224 125L223 123H221L222 121H223V113L220 111V108L219 109H213V110H210V108H206L205 109V111H203L202 110ZM203 108V109H204ZM218 108V107H217ZM83 109H85L84 111H83ZM120 109V108H119ZM160 109V110H159ZM159 109L157 110V111H162L163 110V107L161 106V107H159ZM162 109V110H161ZM171 109V111H172V108H170ZM169 109V110H170ZM186 109H188L187 111H184V110H186ZM113 112H112V111ZM182 110L184 111V113H181L180 114V112H182ZM195 110V111H194ZM208 110V111H207ZM81 111V113H79ZM91 111V114H93L92 116V120H95L94 122H91L92 120L91 119H89L90 120V122L92 123V126H90V124L91 123H88V121H87V119L90 117V114L88 113V112H90ZM120 111V110H119ZM165 110H163L161 113H163ZM170 111V112H171ZM202 111H203V113H202ZM207 111V112H206ZM110 112V113H109ZM112 112V113H111ZM114 112H117L116 114L114 113ZM123 112V111H122ZM122 112L120 111L119 112V115L118 116H116L117 118H119V116H120V119L122 120L124 117H123V115L121 116V114H122ZM169 112V111H168ZM165 113V115L167 114H170V112L169 113ZM177 112V113H176ZM211 112V113H212ZM100 113H101V111H100ZM172 113V114H173ZM176 113V114H175ZM77 114H79V115H77ZM200 114V115H199ZM210 114V113H209ZM80 115H82L81 117H83V118H79L78 116H80ZM88 115H89V117H88ZM164 115V114H163ZM167 115L165 116L167 119L169 118V117H167ZM176 115V116H175ZM246 115L247 114H245V117H246ZM160 116V115H159ZM158 116V117H159ZM244 116V115H243ZM248 116V119H250V117H249V115H247ZM88 117V118H87ZM105 117H103V118H105ZM122 117V118H121ZM161 117V116H160ZM158 118V121H159V119H160V122H162L161 120H163L162 118ZM164 117V116H163ZM189 118L188 116L186 117V116H184V118H181V119H192V118ZM222 117V118H221ZM91 118V117H90ZM100 118H101V115H100ZM99 118V120H101ZM109 118V117H108ZM165 118V120H167ZM179 118V117H178ZM241 118V117H240ZM239 118V121L240 120H242V121H244V119H246V118H244V117H242L241 119ZM79 119H84V123L82 124L81 122H83V120H80V122H79ZM86 119V120H85ZM113 119V118H112ZM112 119H111V121H112ZM172 119V117H170V119L169 120H167V123H170L169 121H174V120H171ZM176 119V118H175ZM186 119V120H187ZM194 119V118H193ZM248 119H246L244 122H243V125L241 124L242 122H240V124L242 125V126H245V125H247L246 124V121L248 120ZM97 120H98V118H97ZM98 120V123L100 124V123H102L101 121H99ZM103 120V119H102ZM105 120V119H104ZM109 120H110V118L107 120V121H105V122H109ZM165 120H163V123H162V125L161 126H164L165 124H167L166 122H165ZM177 120L178 119H176V122H177ZM180 120V119H179ZM197 120H198V122H197ZM189 120H187V122H188ZM191 121V120H190ZM189 121V122H190ZM105 122H103L102 124H105ZM119 122V121H118ZM124 122H125V119H124ZM160 122H158V124L160 123ZM175 122V121H174ZM173 122V125L176 123H174ZM179 123H176L177 124V128H175L174 129V131L177 129V131H179L178 130V128H179V124H180V122L181 121H178ZM182 122H186V121H183L182 120ZM79 123H81V124H79ZM87 123V124H86ZM98 123H96V125L98 124ZM111 122H109V124H110ZM157 123V122H156ZM204 123V124H203ZM248 123H250L251 124V122H250V120H248ZM86 124V125H85ZM89 124V125H88ZM98 124V125H99ZM122 124V125H121ZM157 124V127H156V124H154L153 125V127L156 129H159L161 126L160 125H158ZM176 124H175V126L174 127H176ZM183 124V123H182ZM184 124H186V123H184ZM190 124V123H189ZM205 125V128H202V127H204L203 125ZM206 124H208L209 125V127L211 128L210 130V132H209V127L206 125ZM218 124V125H217ZM222 124V125H221ZM232 124L235 126V124H234V122H232ZM232 124H229V126H230V128H232ZM245 124V125H244ZM250 124H248V127H250L251 125ZM82 127L83 126V128H81L80 126ZM88 125V126H87ZM171 125V124H170ZM170 125H168L167 127L169 128V133H171V134H169L168 132H164V131H162V136H164V134L166 133V135H167V133L169 134V135H167V137L169 138V136L171 137V135L173 134L172 132H170V130L171 129H173L172 127H173V125H172V127L170 126ZM193 125V124H192ZM236 125H237V123H236ZM240 125V126H241ZM250 125V126H249ZM78 126H79V128L80 129H78ZM90 126V127H89ZM102 126H104V125H102ZM160 126V127H159ZM171 128H170V127ZM183 126H187V127H190L189 125H183ZM183 126L180 124V127H181V129L183 128ZM208 128H207V127ZM233 126V127H234ZM241 126V127H242ZM112 129H111V128ZM165 128H167L166 127V125L164 126ZM196 128V126L194 125L193 126V129H195ZM241 127L239 128V124H238V127H237V129L239 128V129H241ZM247 127V126H246ZM246 127L244 128V130H245V132L243 133L242 131L240 132V131H238V133L240 132V133H243L242 135H240V136H238L237 137V140L233 143V146H231V147H229L228 148V153H232L233 154V151L231 150L232 148H234V149H236V146H238L237 147V149H236V151L234 150V153L235 154H233V155H228L227 153H226V156L223 158V159H221L220 161H223V162H225L224 160H226L228 157H231V158H228L229 159V161H230V165L229 166H231V163L233 162V169H231L232 170V172L231 171H229V168H228V171L229 172H231V173H224L223 175H219L218 174V179L219 178H222V183H221V181H218L216 184L218 185V189H220L221 188V190H218V191H224L225 190V194H227V195H225L224 194V192H223V196H222V194L221 195H219L220 194V192H218V194H217V192L215 193L216 195H218V196H222L223 198V201L224 202H222L221 204H220V206H221V208L224 210H228V211H226V214L228 215V219L230 220V222H232V224L235 226V225H238V226H235V228L236 227H238V229H236V231H237V233H238V230L240 229L241 230V228H243L244 230H247V233H246V231H244L243 229L241 230V231H243V232H239L238 234H240L242 237H243V233L245 234V236L242 238V239H246V238H248V237H250L251 235H252V231H249L250 230V227H252V229H253V233H256L258 230H259V228H261V227H264L263 226V224H264V222H263V224H262V222H261V224L262 225H260V222H257L258 221V219H257V221L255 220L256 218L255 217H258L259 215L261 216V214L263 215V209L264 208H262V210L261 211H258V209L260 208L261 209V207H258V206H260V205H262V207H264V201L262 202V203H260L262 200H264V187H263V185H264V177H263V174H261V173H263L264 172V166H262L261 164H262V162L264 161L263 160V158H264V151H263V149H264V146H262V148H261V145H264V141H263V143H261V144H259V145H257L255 142H250V141H252V140H249L250 138H251V135H250V133L252 134V132H250V131H246L247 129H246ZM247 127V128H248ZM163 128V127H162ZM162 128H160V129H162ZM168 128L166 129V130H168ZM92 129V128H91ZM157 129L154 131V134L155 133H157L156 135L157 136H159L161 133H160V129H159V133L157 132ZM183 129H186V127H184ZM188 129V128H187ZM186 129V130H187ZM192 128L190 127V130H191ZM223 129V130H222ZM80 130V131H79ZM82 130V131H81ZM116 130V129H115ZM163 130H164V128H163ZM186 130H184V133H188ZM196 130V129H195ZM196 130V131H197ZM212 130L214 131V132H212ZM250 130H252V128L250 129ZM117 131V130H116ZM153 131V129L151 128V132ZM172 131V130H171ZM173 131V132H174ZM176 131V132H177ZM183 131V130H182ZM196 131H190L191 133H189L191 136H194L195 134H193L192 135V133L193 132H195L197 135L195 136L196 138H198V135H199V133L200 134H202V131L201 132H196ZM223 131V132H222ZM229 131H231L230 133H233L232 131V129L230 130L229 129ZM249 132V133H248ZM77 133H75V134H77ZM89 133H90V136L91 137H87L88 135H89ZM111 133H109L110 134V136H111ZM239 133V134H240ZM78 134H81V133H78ZM88 134V135H87ZM94 134V133H93ZM98 134H101L100 136L98 135ZM135 133H133V135H132V137L133 136H136V135H138V134H135ZM142 134V133H141ZM152 134H153V132H152ZM159 134V135H158ZM176 134V133H175ZM180 134H182V132H180ZM249 134V135H248ZM112 135V136H113ZM118 135L123 139V141L118 137ZM165 135V136H166ZM177 135V134H176ZM188 136V135H183V137L184 136H188V137H186L187 139L190 137L191 138V136ZM210 135H208L209 137H211L210 138V141L212 142L213 141V139H214V137H212V135L210 136ZM243 135H245V136H243ZM82 136H84V137H82ZM111 136V137H112ZM172 136H174V135H172ZM179 135H177L176 137H178ZM201 136H204V133L202 134V135H200L199 137L201 138H198V141H199V139H200V143L201 142H203V140H202V138L203 137H201ZM241 136H242V140L240 139L241 138ZM87 137V138H86ZM101 137H103L102 139H101ZM124 137H125V139H124ZM139 137V136H138ZM176 137H172V138H176ZM179 137H181V136H179ZM178 137V138H179ZM195 137H192V138H195ZM230 137V136H229ZM101 139V141H102V144L101 143H99V145H100V147L99 146H97L96 145V142H95V139ZM110 138V137H109ZM108 138V139H109ZM140 138V137H139ZM159 138H161L160 136H159ZM163 138V140L165 141L166 139H165V137H162ZM195 138V139H196ZM75 139H76V137H75ZM78 139V138H77ZM76 139V140H77ZM105 141H104V140ZM119 139L121 140L120 141V143L121 144H119V142L117 143L116 141H119ZM131 139H132V141H131ZM135 139V140H134ZM137 139V140H136ZM157 139H158V137H157ZM170 140H173V139H171V138H169ZM212 139V140H211ZM111 140V139H110ZM159 140H162V139H159ZM162 140V142H164ZM170 140H169V142H170ZM194 140V139H193ZM202 140V141H201ZM239 140V141H238ZM242 142H241V141ZM81 141H82V143H81ZM126 141H128L129 143H131L130 145H129V143H128V145H127V143H126ZM134 141V143H132ZM167 141L168 140H166L165 142L167 143ZM197 141V139H196V142H198ZM214 141H215V139H214ZM238 141V142H237ZM89 142V143H88ZM123 142V143H122ZM125 142V143H124ZM140 142V141H139ZM159 142V144H160V141H158ZM158 142H156V143H158ZM168 142V143H169ZM173 142H174V140H173ZM172 142V143H173ZM194 142V141H193ZM193 142H191L192 144H193ZM217 142V141H216ZM241 142V143H240ZM106 143L109 145L108 147H110V146H112V147H110L111 149H109L107 146H105L106 145ZM167 143V146L165 147L164 145H159L158 146V144H156L157 145V147H160V149H162V148H166L165 150H164V153H166L165 151H167V153H166V155H169V154H172V153H177V152H179L180 150H178L177 148H179L180 146H182V145H185V144H182V145H180L179 146V144L177 143V145H176V143H174V146L172 147L170 144L171 143H169L168 144ZM190 142L188 143L189 144V146H191L192 144H191ZM199 143V144H200ZM213 143V142H212ZM237 143V145L235 146V144ZM77 144H75V145H77ZM85 144V145H84ZM89 144V145H88ZM92 144V145H91ZM114 144H115V146H114ZM116 144L118 145V146H116ZM188 144H186L187 146H188ZM191 144V145H190ZM72 145H74V144H72ZM74 145V146H75ZM86 145H87V147H91L92 149H93V152L91 151V150H89V148L87 149V147H86ZM104 145V146H103ZM168 145H170V146H168ZM201 145V144H200ZM83 146H85V148L83 147ZM95 146V147H94ZM127 146V147H126ZM128 146H130L129 148H134V150H132V149H130V151L128 150ZM193 146V145H192ZM255 146V147H254ZM258 146H260L259 148H261V151H263V152H261L260 153V150H258V149H256V147H258ZM105 147H107L106 149H105ZM117 147V148H116ZM155 147V146H154ZM170 147V148H169ZM175 147H176V149L177 150H175ZM183 147H185V146H183ZM183 147H180L179 149H181L182 150V148ZM197 147V146H196ZM199 147V146H198ZM246 147V148H245ZM251 147L253 148V151L255 152V154H259L260 153V156L257 158V156L255 157V155L253 156V151L251 150ZM115 148V149H114ZM169 148V151L170 152H168V149ZM231 148V149H230ZM240 148H241V150H240ZM60 149H61V147H60ZM63 149V148H62ZM66 151H68V149L67 148H64ZM107 149H108V153L106 152L107 151ZM148 149V148H147ZM152 149V148H151ZM154 149H156V148H154ZM153 149V150H154ZM160 149H156V150H160ZM72 150V149H71ZM74 150H73V153L72 154H74V156H75V154H76V156L78 155L77 153H74ZM110 150V151H109ZM141 150H143L142 152H141ZM229 150H231L230 152H229ZM256 150V151H255ZM56 151H58V149L56 150ZM60 151V150H59ZM151 151V150H150ZM160 151H163V149L162 150H160ZM173 151V152H172ZM176 151V152H175ZM252 151V152H251ZM62 150H61V153L59 154V155H62ZM95 152V153H94ZM63 153H65V151L63 152ZM80 153V154H81ZM242 153V154H241ZM253 153V154H252ZM58 154V153H57ZM94 154V155H93ZM250 154H252V155H250ZM261 154H263L262 156H261ZM121 155V156H120ZM228 155V156H227ZM244 155V156H243ZM246 155V156H245ZM64 156V155H63ZM75 156V157H76ZM92 156L93 157H96L95 159H93L92 158ZM127 156V157H126ZM241 156V157H240ZM253 157V159L251 158V157ZM84 159L85 158V161L82 159V158ZM90 157L92 158L91 159V162H94V161H96L97 162V160H99V161H101V163H99L100 165H99V167L97 166V164L98 163H96V166H95V162L94 163H92V164H94V165H92V164H90ZM133 157V156H132ZM151 157V158H150ZM247 157V158H246ZM72 158H74L73 157V155H72ZM71 158V160H77V158H75V159H72ZM153 158V159H152ZM66 159H69V158H65V159H62L63 161H65ZM84 161V163L82 164V160ZM130 159V160H129ZM242 159V160H241ZM261 159L263 160V161H261ZM89 160V161H88ZM94 160V161H93ZM138 160V161H137ZM232 160V161H231ZM250 160H253V163H252V161H250ZM259 160V161H258ZM67 162H68V160H66ZM78 161V160H77ZM220 161H216V162H220ZM66 162V163H67ZM107 162V163H106ZM160 162V163H159ZM255 162H257V163H255ZM258 162H259V164H258ZM261 162V163H260ZM105 163V164H104ZM227 163V164H226ZM226 163H223L222 165H224V164H226V165H228L229 163H228V161L226 162ZM243 163H245V164H243ZM264 163V162H263ZM68 164H70V163H68ZM103 164V165H102ZM164 164V163H163ZM254 166H253V165ZM92 167H94V168H92ZM126 165H128V167L126 166ZM131 165V166H130ZM216 165H218V164H216ZM252 166V168H254V169H250V166ZM102 166V167H101ZM165 166H167V167H165ZM225 166V165H224ZM240 166V167H239ZM104 167V168H103ZM130 167V168H129ZM193 167V166H192ZM214 167H216V166H214ZM213 167V168H214ZM218 167V166H217ZM217 167L216 168H214V169H217ZM235 167V168H234ZM249 167V168H248ZM99 168H101L100 170H97V169H99ZM129 168V169H128ZM194 168V167H193ZM192 168V169H193ZM245 168H247L246 170H249V175H251L250 173H253L252 175H251V177H252V179H254V175H255V177H257L256 179H254L253 180V182L252 183H254L255 185H253V184H251L250 183V180H252V179H250L249 180V175H248V178L246 179V178H244L245 176L243 175L244 173H245V175L247 176V173L246 172H244V169ZM258 168H260V171H263V172H258L261 176H257V171L259 170ZM171 169V170H170ZM258 169V170H257ZM78 170V169H77ZM87 170H89L90 172V175H89V173H88V171ZM189 170V169H188ZM255 170V171H254ZM82 171V172H81ZM204 171V170H203ZM202 171V172H203ZM216 170H214V172H215ZM250 171H252V172H250ZM130 172V173H129ZM196 172V171H195ZM199 172V171H198ZM248 172V171H247ZM257 173V174H255V173ZM101 173V172H100ZM190 173H192V172H190ZM216 176H214L213 174ZM200 174V173H199ZM226 174H228V175H226ZM230 174V175H229ZM258 174V175H259ZM93 175V176H92ZM105 175V176H104ZM106 175H107V177H106ZM170 176V178H169V176ZM197 175V174H196ZM214 176L213 178L211 177V176ZM238 175V176H237ZM82 176H85V174H82ZM89 176H91V177H89ZM188 176H189V174H188ZM198 176V175H197ZM202 176V175H201ZM240 176V177H239ZM103 177V178H102ZM106 177V178H105ZM195 178H196V176H194ZM232 177V178H231ZM236 177V178H235ZM83 178V177H82ZM81 178V179H82ZM86 178V177H85ZM84 178V179H85ZM167 178H168V180H167ZM186 178H188L187 176H186ZM201 178V177H200ZM200 178H198V179H200ZM169 179H171V180H169ZM217 179V180H218ZM240 179V180H239ZM203 180V179H202ZM258 180V181H257ZM260 180V181H259ZM80 181H82L83 182V180H80ZM86 181V179H85V183L87 182ZM172 181V182H171ZM201 181V180H200ZM227 181V182H226ZM243 181H244V183L246 184H244L243 183ZM83 182V183H84ZM107 182V183H106ZM211 182V183H210ZM213 182L215 183V180H213ZM225 182V183H224ZM238 182H241V183H238ZM102 183H104L105 184V187L103 186V188L101 189V187H100V185L99 184H102ZM172 183V184H171ZM214 183H213V185H214ZM231 183V184H230ZM249 183V184H248ZM103 184V185H104ZM108 184V185H107ZM168 184H169V186H168ZM199 184H200V182H199ZM215 184V185H216ZM228 184V185H227ZM230 184V185H229ZM232 184H233V186H232ZM84 185V184H83ZM136 185V186H135ZM187 185V186H186ZM191 185V186H190ZM212 185V184H211ZM215 185H214V187H215ZM217 185H216V187H217ZM225 185V186H224ZM199 186H201V185H199ZM232 186V187H231ZM235 186V187H234ZM184 187V188H183ZM213 187V186H212ZM215 187V188H216ZM83 188V187H82ZM157 188V189H156ZM215 188H212L211 189V187H210V189H209V191H210V193L211 192H215L214 191V189ZM261 188V189H260ZM175 189H178V190H176L175 191ZM182 189V190H181ZM197 190V192L195 191V190ZM101 190V191H100ZM191 190V191H190ZM194 190V191H193ZM213 190V191H212ZM238 192H237V191ZM80 191V190H79ZM99 191V192H98ZM174 191H175V193H174ZM179 191V192H178ZM208 191V190H207ZM157 192H158V194H157ZM192 192L194 193V194H192ZM253 192H255L254 194H255V196H254V194H251V193ZM85 193L87 194V195H85ZM102 193H104V195H101ZM156 193V194H155ZM174 193V194H173ZM201 193H203V191L201 192ZM79 195V197L81 196L82 197V195ZM154 194L156 195L155 197H153L154 196ZM159 194H161V196L159 195ZM214 194V193H213ZM187 195V196H186ZM200 195V194H199ZM230 195V196H229ZM160 196V197H159ZM197 196V195H196ZM253 196V197H252ZM257 196L259 197V199L257 198ZM86 197H84V198H86ZM104 197V198H103ZM107 197V198H106ZM110 197V198H109ZM199 197V196H198ZM201 197V196H200ZM255 197L257 198V199H255ZM100 200H98V199ZM118 199V200H116V199ZM152 198V199H151ZM162 198V199H163ZM250 198H251V200H250ZM89 199V200H88ZM163 199V200H164ZM177 199V200H176ZM182 199V200H181ZM193 199V200H192ZM221 198L219 197V200H220ZM225 199V200H224ZM227 199V200H226ZM98 200V201H97ZM114 200V201H113ZM116 200V201H115ZM152 200V201H151ZM162 200V201H163ZM180 200V201H179ZM184 200V201H183ZM189 200V201H188ZM255 200V201H254ZM87 201H88V203H87ZM192 201V202H191ZM252 201V202H251ZM140 202V203H139ZM164 203H165V201H163ZM114 203H115V205H114ZM124 203V204H123ZM137 203H139V204H137ZM198 203V204H197ZM200 203V204H199ZM220 203V202H219ZM90 204H92V203H90ZM97 204V205H98ZM109 204L110 205H114L115 206V208L114 207H112V206H109ZM151 204H153V203H151ZM249 204H250V207L251 206H253V208H250L249 207ZM255 204H256V206H255ZM89 205V204H88ZM88 205H86V208L88 207ZM96 205V206H97ZM102 205H100V206H97V207H100L99 209L102 211V209H104L103 207H102ZM105 205V206H104ZM126 205V206H125ZM132 206V208H131V206ZM137 205V206H136ZM166 205V204H165ZM217 206H219L218 204H216ZM95 206V207H96ZM117 206H118V208H117ZM150 206V205H149ZM148 206V207H149ZM170 206V205H169ZM215 206V205H214ZM220 206H219V208H220ZM93 207V206H92ZM95 207H93L91 210H89L88 211V213H89V215L91 214V215H93L92 213V211L94 210V212L96 213V214H100V216H104V215H101V213H98L99 211V209H97V207L95 208ZM108 207V208H107ZM135 207L137 208V209H135ZM175 207V208H174ZM183 207V208H182ZM211 207H213V206H211ZM85 208V212H86V210H88V209H86ZM97 209V211L95 210V209ZM169 208V207H168ZM182 208V209H181ZM218 207H216L215 206V209L213 208V211L214 210H217V209H219ZM249 208V209H248ZM254 208H257V211H255V209ZM90 209V208H89ZM111 209H115V212L113 211V210H111ZM123 209V210H122ZM132 209V210H131ZM212 209V208H211ZM210 209V210H211ZM222 209H220V210H222ZM254 209V213H253V210ZM259 209V210H260ZM246 212H245V211ZM109 211V210H108ZM116 211H120L119 212V215H121L120 216V222L121 223H119V222H117L118 221V219L117 220H115V224H117V223H119L120 225H122V226H120L119 225V227H118V224L116 225V227L114 226L113 227V225H114V219H116V218H119V215L116 213ZM170 211H171V209H170ZM184 211V212H183ZM191 211V212H192ZM206 211H208L209 212V209L208 210H206ZM206 211L205 212H203V213H200V214H202V215H205V217H206V215L207 214H205L206 213ZM229 211H230V214H229ZM85 212H83L82 214H84ZM112 212H114L113 214H112ZM133 212H136V213H134L133 214V216H132V213ZM190 212V211H189ZM193 212H195V211H193ZM202 212V211H201ZM207 212V213H208ZM216 212V211H215ZM217 212H219V213H221V212H223V211H218L217 210ZM216 212V213H217ZM225 212V211H224ZM228 212V213H227ZM196 213V212H195ZM211 213H213L212 214V216L210 215V217H212V218H210V219H213V218H218L217 219V223H219L220 222V220H222L221 221V223L223 224L224 222H225V219L227 218V215L224 217V216H222V218H220L221 216H220V214H219V217H218V213L217 214H214V212H211ZM249 213H253V214H255L253 217H249V216H251V214L249 215ZM129 214V215H128ZM189 214V213H188ZM197 214L198 215H196L197 216V219H198V221L197 222H199V223H201V225L203 226V225H209V227L210 226H212L213 227V229H212V227H211V230H214V228H215V221L213 222V221H211L210 219H206V220H208V223L205 221V217L204 216H202L203 217V219H202V217H199L198 218V216H200V214H199V212H197ZM257 214V215H256ZM116 215H118V216H116ZM86 216V215H85ZM96 216V215H95ZM132 216V217H131ZM172 216V215H171ZM189 216V215H188ZM215 216H217V217H215ZM91 217V216H90ZM89 217V218H90ZM93 217V216H92ZM92 217H91V219H92ZM99 216L97 215V218H98ZM135 217H137V218H135ZM166 217V218H167ZM172 217V218H173ZM224 217V218H223ZM85 218H87V217H85ZM95 218V217H94ZM104 218V219H103ZM131 218V220H129ZM171 218V217H170ZM201 218V219H200ZM248 218H250V219H253V220H250V219H248ZM168 219V218H167ZM173 219V220H174ZM248 219V220H247ZM92 220H94V219H92ZM106 220V219H105ZM112 220H113V224H112ZM136 221V222H133V221ZM172 220V219H171ZM213 223V225L211 224V222ZM216 220V219H215ZM227 220V219H226ZM229 220H228V222H229ZM256 222H255V221ZM124 221V222H123ZM126 221V222H125ZM132 221V222H131ZM181 221H184V223H187V224H182V222ZM193 221H195V216H194V220ZM193 221H192V223H193ZM204 221L206 222V224L204 223ZM224 221V222H223ZM242 221H244V222H242ZM251 222V223H249V225L251 224V226L249 227L248 225H247V227H249V230H248V228H246L245 227V225H246V223L245 222ZM252 221H253V223H252ZM100 222L102 223V225L104 226L105 225V227H103L102 228V226H100ZM117 222V223H116ZM127 222H129V225H128V223ZM131 222V223H130ZM171 221L169 220V223H170ZM105 223V224H104ZM169 223H168V227H169ZM173 223V222H172ZM191 223V224H192ZM195 223V222H194ZM198 223V225H200ZM221 223H219V224H217V225H219L220 227H218V226H216L217 228H219V231H221L222 229H221ZM235 223V224H234ZM258 225V227H255L256 226V224ZM259 223V224H258ZM136 224V226H133V225H135ZM225 226H227L228 224H227V222H225ZM241 224H243L242 226H241ZM90 225H91V223H90ZM130 225H131V227H130ZM184 225H186V228H184ZM193 226H194V224H192ZM196 225V224H195ZM207 225L206 226H203L204 228H208L207 227ZM229 225H231V224H229ZM228 225V226H229ZM233 225H231V227H232V229H231V232H233V234H235L236 235V231H233L234 229H233ZM252 225H254V226H252ZM87 226V225H86ZM128 226V227H127ZM172 226H174V224L172 225ZM176 226H178L179 227V225H176ZM176 226H175V228H176ZM180 226V227H181ZM88 227V226H87ZM91 227V226H90ZM92 227L90 228L91 230H92ZM98 227H99V229H98ZM112 227H113V229H112ZM121 227V228H120ZM130 227V228H129ZM133 227H134V230L132 231V229H133ZM137 227V228H136ZM145 227H146V230H149V232H150V230L152 229L151 228V226H149V229H147V225H145ZM145 227H142V232L139 230V233L141 234L142 233V236L143 235H145V233H148V231H145L144 233H143V230H145ZM165 227V226H164ZM164 227H163V229H164ZM167 227V228H168ZM177 227V228H178ZM179 227V229H180V233H181V229L182 228H180ZM196 227V226H195ZM223 227V226H222ZM241 227V228H240ZM109 228V227H108ZM115 228V229H114ZM125 228H126V230H125ZM172 227L170 226V229H171ZM174 228V227H173ZM192 228V227H191ZM194 228V227H193ZM107 229V228H106ZM119 229H121L120 231L121 232H119ZM124 229V230H123ZM131 231H129V230ZM161 230V231H163L164 233H170L171 234V232L172 231H170V232H168V230L166 229L165 231L164 230ZM182 229V233L183 232H186V231H184ZM221 229V230H220ZM224 229V228H223ZM251 229V230H252ZM255 229V230H254ZM89 231V232H91V234H92V231ZM116 231V230H118V232H116V233H118L117 235H115L116 233H114V235H113V233H112V231ZM122 230H123V232H122ZM172 230V229H171ZM191 232H188L187 231V233H184V234H186V236L188 237V235H189V237L191 236H193V234H194V230H192V229H189ZM208 230V232H209V229H207ZM206 229H205V231H207ZM230 230V229H229ZM239 230V231H240ZM125 231V232H124ZM134 231H137L136 232V234H135V232ZM160 231V232H161ZM174 231V230H173ZM193 231V232H192ZM218 231V232H219ZM88 232V231H87ZM88 232V233H89ZM130 232V233H129ZM160 232L157 234V235H159L160 234ZM175 232H176V234H175ZM175 232L173 233V234H171V235H165L164 234V241H163V243L165 242V241H169L170 239L172 240V239H174L173 241L175 242H172V241H170L169 243H171L170 245H172V246H175V245H177V244H179L180 243V241H182V239H183V241L184 242H186V240L187 241H189L187 244H189L188 246H191L194 242V244L197 246H199L200 244L202 245H200V247H203L204 249L206 248V252H204V256L208 259V260H213L212 258H215V259H220L221 258V256L223 257V256H225L226 255V253L228 254L229 252H231L232 250H233V245H231L230 246V244L231 243H229V246H228V243L227 242H229L228 240H227V236H231L232 235V233L230 234V231H229V233H228V235L226 236V239H225V241H223V240H221V241H219V243H226L225 245H223V248H218V246H217V239H219V237L218 236H220V235H217V233H216V235L214 234V237L216 238V237H218L217 239H212V238H214V237H212V238H210L209 237V239H212V240H214V241H216V242H214L213 241V243L210 241H208V237H207V240H205V241H208V243H210V245H211V243H212V247L211 246H209V248H214V249H217V251H218V253H219V251L221 250V251H223V252H221V256L219 255L218 256V254H216V252H215V254H214V252H212L214 255H216V256H214V255H209V253H210V251H213V249L211 250V249H209L208 248V246H206L205 247V245L207 244V242H206V244L204 245V243H200V244H197V242H199V241H194V239H192V238H190L192 241H190L189 240V238L188 239H186V238H184V236H183V238L181 239L180 238V233H178V231H176L175 230ZM195 232H196V230H195ZM235 232V233H234ZM119 233H121V234H119ZM125 233H126V235H125ZM138 233V235H140ZM248 233H250V236H248V237H246L247 235H249ZM90 234V233H89ZM124 234V235H123ZM162 234V233H161ZM159 235V237H161V238H163L162 237V235ZM180 236H179V235ZM227 234V233H226ZM106 235V237H104ZM173 235V236H172ZM178 235V237H179V240L180 241H178V238L176 237ZM235 235H232L230 238V240H232V237L234 238V236ZM115 236H120V237H115ZM168 238H167V237ZM255 236H257L256 234L255 235H252L251 237H252V239L250 240V238H249V241H257L256 240V238H255ZM114 237V238H113ZM132 238H133V236H131ZM131 237H130V239H131ZM141 237V236H140ZM158 237V238H159ZM169 237H170V239H169ZM175 237L177 238V239H175ZM239 237V236H238ZM110 238H112V240L110 239ZM158 238L156 239L155 238V240L153 241L155 244H152L150 241H149V243H151V245H153V249L155 250V249H157L158 247L159 248H161V250L158 248V252H160V253H158V252H156V250H155V252L157 253V255H155L154 254V251H153V249H152V251L150 250V247L148 248V251L150 250L151 252H153V253H151V255H146L147 257H148V260H149V256H152L153 254V256L154 257H150V258H152V259H150L151 261H149L148 262V260H147V263L146 264H148V263H150V264H156V263H154L153 261H154V258L155 257H157V259L159 258L160 259V261H161V263L163 264L164 262H165V264H169V262L170 263H172V262H174L173 264H175V262H178V256H176V253H175V256H174V250H175V252H179L178 251V248L180 247L179 245H177L178 246V248H176V246H175V249H174V247H173V251H172V246H170L171 247V251H167L169 248V246L168 245H166L167 244V242H165V244L164 245H166L165 247H167L166 249H165V247L164 246H162V242H161V244H159L160 243V241H162V239L161 238H159V241H158ZM222 238H224V236L223 237H220V239H222ZM71 239V238H70ZM69 239V240H70ZM99 239V238H98ZM138 239H139V237H138ZM144 239V238H143ZM166 239H168V240H166ZM229 239V238H228ZM238 239V241L237 242H239V240L241 239H239V238H237ZM236 238H235V240H237ZM111 240V241H110ZM120 240H124V239H120ZM247 240V239H246ZM95 241V240H94ZM97 241V240H96ZM139 241H143L142 240V237H141V239L139 240ZM139 241L137 240V242H138V244L137 245H139ZM145 241H146V239H145ZM155 241H157L158 242V244L159 245H157V247H154V246H156V242ZM177 241H178V243H177ZM182 241V242H183ZM194 241V242H193ZM204 241V242H205ZM234 241V240H233ZM241 241V240H240ZM66 242H68L69 244H70V242L69 241H66ZM106 241L104 240V243H105ZM129 242H131V240L129 241V239H128V243ZM133 242H135V238H134V240H133ZM132 242V243H133ZM184 242H183V244H184ZM201 242V241H200ZM202 242H203V240H202ZM232 242V241H231ZM237 242H233V243H236V246H239V244H237ZM246 243L244 244V245H242L241 243H240V246L239 247H241L242 246V248H240V250L241 251H237V249L239 248V247H236L237 249L235 250V248H234V251H233V253L231 254V253H229V255L231 254V255H233V256H230L231 258L233 257V258H235V256L237 257V258H235L236 260H238L239 261V259H242L243 260V258L244 259H246L247 258V260H249V263H250V261H251V263L250 264H253L252 262L253 261H255V263H256V259H257V262L259 261V263L258 264H261L260 263V261L262 262V260H259L258 258H259V256L262 258V257H264L263 255H264V249H262V251H259V250H261L260 248H262L263 247V243H264V240L263 241H261L262 242V244L260 243V241H258L262 246H259L258 248H255L254 246H256L257 244H258V242H254V244H253V246H252V244H250L251 242H249L248 244H247V241H245ZM131 243V244H132ZM142 243H144L145 245L147 244H149V243H147V241H146V243L145 242H142ZM173 243H174V245H173ZM191 243V244H190ZM257 243V244H256ZM65 244V243H64ZM67 244V243H66ZM100 244H101V246H100ZM131 244H129V245H131ZM183 244H181L182 246H183ZM186 244V245H187ZM214 244H216V245H214ZM219 245V246H221L222 247V245ZM259 244V245H260ZM78 245V244H77ZM108 245H109V248H110V246H112L110 249H111V252H110V250H109V248H108ZM135 245V244H134ZM133 245V246H134ZM144 245V246H145ZM161 245V246H160ZM186 245H184V247H186V248H189L188 246H186ZM209 245V244H208ZM250 245V246H249ZM67 246V245H66ZM70 246V245H69ZM103 246V248H101ZM118 246V247H117ZM132 246V249L134 248V249H136L137 247H133ZM136 246V245H135ZM142 246V245H141ZM148 246H150V245H148ZM181 246V247H182ZM193 246V245H192ZM224 246H225V248H224ZM244 246H246V247H244ZM252 246V247H251ZM76 246H74V248H75ZM78 247V249H79V245L77 246ZM126 247H127V244H126ZM152 247V246H151ZM180 247V248H181ZM227 247H229L228 249H227ZM235 247V246H234ZM249 247H251V249H253V251H254V255H250L249 256V254L247 255L246 254V252L247 253H253V251L252 252H250L249 250V252L247 251V249ZM256 249V251H255V249ZM100 248V249H99ZM113 248H117V251H116V249H114L113 250ZM131 248V246L129 247V249ZM141 248V247H140ZM146 248H147V246H146ZM146 248H143L144 250L146 249ZM179 248V249H180ZM183 248V247H182ZM181 248V249H182ZM207 248H208V253H207ZM264 248V247H263ZM72 249V251L69 249V251H70V254L69 253H66L67 254V256H68V254H69V257H66V258H68L67 260H65V262L66 263H64V264H83L84 262H86L87 261V259H86V261L84 260V262L82 263V261L81 260H79L78 258H77V256H76V252H74V250H76V249H74L73 250V248H71ZM128 249V248H127ZM127 249L125 250V253L127 252ZM137 249H139V246H138V248ZM163 249V250H162ZM200 249H202V248H200ZM223 249H227L226 250V252H225V250H223ZM257 249H258V251H257ZM96 250L94 251V252H96ZM105 250H102V251H105ZM160 250V251H159ZM164 250H166L167 252H171V253H173L172 254V257H173V259L171 258V256H170V254L168 253L167 255H166V252H165V255L161 252V251H164ZM170 250V249H169ZM203 250V249H202ZM242 250H244V251H242ZM68 251V252H69ZM123 251V250H122ZM139 251H140V249H139ZM149 251V252H150ZM204 251V250H203ZM72 252V253H71ZM98 252V251H97ZM108 252V253H107ZM143 252V251H142ZM147 252V251H146ZM239 252V253H238ZM240 252L242 253V255H240ZM111 253V254H110ZM140 253V252H139ZM180 253V252H179ZM223 253H225V254H223ZM245 254V256H246V258H245V256H243L244 254ZM255 253H258L259 255H255ZM61 254L62 253H60V258H61V260H63V259H65V257H63L64 255H66L65 253H64V255L61 257ZM98 254H99V252H98ZM98 254L96 253L95 255H97L96 257L98 258V257H100L99 258V260L101 261L103 258L101 257V256H105V255H103L102 254V252L99 254V256H98ZM120 255V257L118 258V256L117 257H115L116 255ZM141 254V253H140ZM160 254V255H159ZM162 254L164 255V257L162 256ZM207 254V255H206ZM235 254V255H234ZM239 254V255H238ZM75 255V256H74ZM101 255V256H100ZM142 256H143V254H141ZM178 255V254H177ZM229 255H227V256H229ZM59 256H58V258H59ZM71 256H73V257H75V258H73V257H71ZM144 256H145V252H144ZM162 256V257H161ZM169 256H170V258H169ZM179 256H180V254H179ZM210 256V257H209ZM213 256V257H212ZM242 256V257H241ZM247 256H249V258L247 257ZM254 256V258H255V260L253 259V261H252V257ZM71 257V258H70ZM168 257V259H166ZM175 257H176V259H177V261H175ZM178 257V258H177ZM241 257V258H240ZM73 258V259H72ZM105 258V257H104ZM115 258V259H114ZM163 258V259H162ZM211 258V259H210ZM106 259V258H105ZM107 259H109L108 257H107ZM107 259H106V262H107V264H108V261H107ZM117 259V260H116ZM147 259V258H146ZM162 259V260H161ZM170 260V261H166V260ZM214 259V260H215ZM264 259V258H263ZM58 260V259H57ZM57 260H56V262H57ZM60 259H59V261H61ZM156 260V259H155ZM242 260H240L239 262H240V264L242 263ZM69 261V262H68ZM73 262V263H72ZM88 262V264H90L89 263V260L87 261ZM102 262V264H104L105 263V261H104V259L101 261ZM156 262V261H155ZM158 262V261H157ZM59 263V262H58ZM159 264H161L160 262H158ZM157 263V264H158ZM179 263V262H178ZM245 263V262H244ZM84 264H86V263H84ZM239 264V263H238ZM246 264V263H245ZM263 264H264V260H263Z\"/></svg>","mask_w":264,"mask_h":264}]
</instances>
